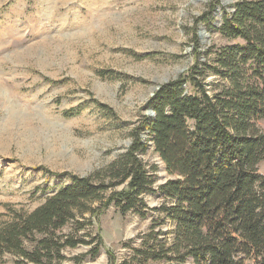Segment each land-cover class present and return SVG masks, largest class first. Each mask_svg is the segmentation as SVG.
<instances>
[{"label":"rangeland","instance_id":"1","mask_svg":"<svg viewBox=\"0 0 264 264\" xmlns=\"http://www.w3.org/2000/svg\"><path fill=\"white\" fill-rule=\"evenodd\" d=\"M238 1L0 0V224L123 154L155 92L197 52L205 61L226 42L219 28ZM258 126L264 131V119ZM142 158L158 167L146 215L110 206L86 226L103 238L98 256L87 255L90 246L67 248L64 264L81 255V264H111L108 250L116 264H163L134 252L154 223L161 238L174 229L155 210L172 177L152 146Z\"/></svg>","mask_w":264,"mask_h":264},{"label":"trees","instance_id":"2","mask_svg":"<svg viewBox=\"0 0 264 264\" xmlns=\"http://www.w3.org/2000/svg\"><path fill=\"white\" fill-rule=\"evenodd\" d=\"M219 32L224 44L209 49L205 61L197 52L187 71L155 92L148 102L155 115L133 127L123 154L0 224V264L6 256L13 264H64L65 249L80 245L97 257L103 238L87 224L110 206L122 216L149 209L144 196L156 191L158 167L142 155L151 146L172 177L159 186L166 202L155 210L174 229L161 238L166 233L154 223L136 256L163 264H264V0L238 1Z\"/></svg>","mask_w":264,"mask_h":264},{"label":"water","instance_id":"3","mask_svg":"<svg viewBox=\"0 0 264 264\" xmlns=\"http://www.w3.org/2000/svg\"><path fill=\"white\" fill-rule=\"evenodd\" d=\"M148 115H149V116H154V115H155V113H154V111H153V110L149 109V110H148Z\"/></svg>","mask_w":264,"mask_h":264},{"label":"crops","instance_id":"4","mask_svg":"<svg viewBox=\"0 0 264 264\" xmlns=\"http://www.w3.org/2000/svg\"><path fill=\"white\" fill-rule=\"evenodd\" d=\"M263 164H264V162H262V163L260 164V171L262 172V174H264Z\"/></svg>","mask_w":264,"mask_h":264}]
</instances>
